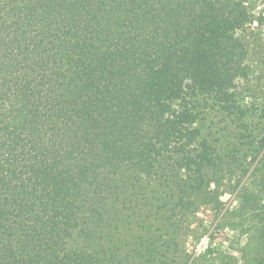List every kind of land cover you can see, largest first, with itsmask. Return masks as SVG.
Returning a JSON list of instances; mask_svg holds the SVG:
<instances>
[{"label":"trees","instance_id":"trees-1","mask_svg":"<svg viewBox=\"0 0 264 264\" xmlns=\"http://www.w3.org/2000/svg\"><path fill=\"white\" fill-rule=\"evenodd\" d=\"M256 17L243 0H0V264H188L202 208L264 264Z\"/></svg>","mask_w":264,"mask_h":264},{"label":"rangeland","instance_id":"rangeland-1","mask_svg":"<svg viewBox=\"0 0 264 264\" xmlns=\"http://www.w3.org/2000/svg\"><path fill=\"white\" fill-rule=\"evenodd\" d=\"M243 5L250 7L257 17L254 24L243 33L246 42L245 59L252 65L253 85L260 80L261 91H258L257 101L264 102V21L259 22V15L264 12L263 0H243ZM263 15V14H262ZM255 87H258L255 85ZM250 99V96H248ZM227 202L226 206L230 203ZM200 217L194 224L198 227L196 238L192 233L187 236V245L190 247V259L188 264H246L240 253V243L234 244L232 236L217 226L219 220L215 213L207 208L198 212ZM207 236L210 245L216 248L211 255L206 251H198L201 237Z\"/></svg>","mask_w":264,"mask_h":264},{"label":"built area","instance_id":"built-area-1","mask_svg":"<svg viewBox=\"0 0 264 264\" xmlns=\"http://www.w3.org/2000/svg\"><path fill=\"white\" fill-rule=\"evenodd\" d=\"M207 236L201 237L199 244H198V251H206L209 247Z\"/></svg>","mask_w":264,"mask_h":264}]
</instances>
